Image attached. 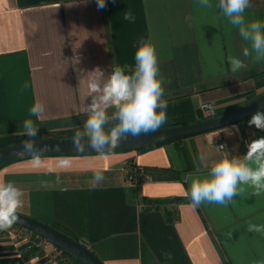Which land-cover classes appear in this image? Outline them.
<instances>
[{
  "label": "crops",
  "instance_id": "1",
  "mask_svg": "<svg viewBox=\"0 0 264 264\" xmlns=\"http://www.w3.org/2000/svg\"><path fill=\"white\" fill-rule=\"evenodd\" d=\"M217 3L105 0L100 9L96 0H0V147L73 138L86 120L82 76L97 67L107 76L115 66L134 65L142 39L155 45L163 77L168 106L161 128L200 121L203 101L223 114L257 97L264 92V59L230 70L228 57L242 56L250 45ZM129 11L134 21L124 19ZM244 15L264 21V0H251ZM36 102L44 105L39 119L29 113ZM28 118L38 128L35 138L24 134ZM250 118L105 157L42 155L39 169L31 157L13 159L0 166V182L12 181L24 193L18 213L85 243L105 264H264V232L248 230L264 225V193L242 185L231 204L198 208L183 196L185 177L205 175L221 155L218 145L243 157L249 142L264 137L248 126ZM61 156L71 158L70 168L57 167ZM137 166L146 172L141 183L129 180ZM97 169L104 180L91 188ZM39 236L15 224L0 231V264H60Z\"/></svg>",
  "mask_w": 264,
  "mask_h": 264
},
{
  "label": "clouds",
  "instance_id": "2",
  "mask_svg": "<svg viewBox=\"0 0 264 264\" xmlns=\"http://www.w3.org/2000/svg\"><path fill=\"white\" fill-rule=\"evenodd\" d=\"M96 2L100 9L106 6L105 0ZM200 2L204 7L211 6L209 0ZM216 7L238 29L242 41L250 45L243 47L242 56L228 57L230 70L236 73L248 68L246 60L259 62L264 59V21L255 19L249 22L244 15L251 7V0H218ZM124 19L134 21L135 17L129 11ZM79 86L84 89L81 111L86 120L83 129L77 130L73 136L72 142L77 151L90 148L105 157L118 147L121 140L155 132L167 119L168 105L162 99L163 77L159 73L155 45L150 40L139 41L134 65L115 66L107 76L97 67L82 76ZM86 99L89 102L85 103ZM109 110H112L111 115ZM43 111L44 105L36 102L29 113L39 119ZM248 126L264 131V111L254 113L248 120ZM23 129L29 138L38 134L31 118L23 121ZM236 130L238 132V128ZM209 142L214 143V139L209 137ZM217 151L221 155L205 175L188 174L185 177L188 188L183 196L190 201V207L198 208L202 204L227 206L243 190L242 185L252 187L253 195L264 193V137L249 142L243 157L232 155L224 144L218 145ZM21 154L31 156L30 163L34 169L41 167L42 152L36 149L33 142L26 141ZM57 161L60 169L71 167L70 157L61 156ZM103 180V170H95L90 187H97ZM23 195L14 182H0V231L10 229L17 222V212L23 207ZM248 230L264 232V225L249 224ZM164 255L171 259L170 253Z\"/></svg>",
  "mask_w": 264,
  "mask_h": 264
},
{
  "label": "water",
  "instance_id": "3",
  "mask_svg": "<svg viewBox=\"0 0 264 264\" xmlns=\"http://www.w3.org/2000/svg\"><path fill=\"white\" fill-rule=\"evenodd\" d=\"M263 108L264 92L245 104L229 112L219 114L214 117L205 118L198 122L189 124L163 127L155 132L149 133L147 135H141L139 137L129 136L128 138L121 140L118 144V147L113 151L124 148H139L148 144L173 140L197 133H203L213 129H219L251 117L254 113L261 111ZM72 140L73 138L71 137H54L27 141L33 142L36 149L42 152V155L96 153L90 148H87L84 151H77ZM25 142L26 141H21L0 147V164L13 159L31 157L29 154H21L23 152V145ZM17 215L18 220L16 223H14L15 225L26 227L32 232L37 233L38 235L49 240L54 245L64 249L83 263L105 264L94 253V251H92L83 242L37 218L18 212Z\"/></svg>",
  "mask_w": 264,
  "mask_h": 264
},
{
  "label": "built area",
  "instance_id": "4",
  "mask_svg": "<svg viewBox=\"0 0 264 264\" xmlns=\"http://www.w3.org/2000/svg\"><path fill=\"white\" fill-rule=\"evenodd\" d=\"M200 113L203 118H210L218 115L216 105L211 101H203L199 106ZM146 178V172L141 166H137L133 173L129 174V180L133 183H141ZM44 246H52L53 250L59 258L60 264H82L75 260L67 251L54 245L44 237L39 236Z\"/></svg>",
  "mask_w": 264,
  "mask_h": 264
},
{
  "label": "trees",
  "instance_id": "5",
  "mask_svg": "<svg viewBox=\"0 0 264 264\" xmlns=\"http://www.w3.org/2000/svg\"><path fill=\"white\" fill-rule=\"evenodd\" d=\"M264 110V108L261 110V111H263ZM219 115V114H218ZM248 118H250V117H248ZM248 118H246V119H248ZM203 119H205V118H201V120H203ZM245 120V119H244ZM180 138H182V137H180ZM180 138H176V139H180ZM176 139H173V140H176ZM167 141H170V140H167ZM163 142H166V141H161V142H158V143H153V144H148V145H145V146H142V147H139L138 149H141V150H143V149H148V148H150V147H152V146H154V145H156V144H159V143H163ZM130 148H124V149H120V150H129ZM115 151H117V150H115ZM53 155H55V154H53ZM10 161V160H9ZM7 162V161H6ZM6 162H4V163H6ZM4 163H2V164H0V166L1 165H3ZM134 172V171H133ZM85 244V243H84ZM86 245V244H85ZM87 246V245H86ZM70 254V253H69ZM71 255V254H70ZM72 256V255H71ZM75 260H77V261H79L80 263H82V264H85V263H83L82 261H80L79 259H77V258H75L74 256H72Z\"/></svg>",
  "mask_w": 264,
  "mask_h": 264
}]
</instances>
